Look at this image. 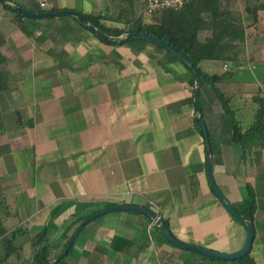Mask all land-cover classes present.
<instances>
[{
    "label": "crops",
    "instance_id": "obj_1",
    "mask_svg": "<svg viewBox=\"0 0 264 264\" xmlns=\"http://www.w3.org/2000/svg\"><path fill=\"white\" fill-rule=\"evenodd\" d=\"M6 2L35 14L92 15L111 31L128 32L140 19L120 7L121 0ZM230 12L228 24L234 30L219 44L210 41L216 34L208 29L209 14L186 28L197 30L198 42L212 46L208 54L217 56L202 60L200 70L222 77L215 87L232 108L233 100L241 101L237 106L245 111L243 118L251 115L248 122H239L245 133L258 109L253 98L259 90L263 97L264 89L252 83L244 88L247 79L240 74L264 61V21L249 24ZM0 53L10 77L9 87L0 92L5 126L0 135V228L6 240L29 237L16 247L22 255L31 247L28 261L36 240H42L39 247H52L50 255L57 248L61 254L80 219L117 206L153 213L183 244L225 255L245 249L247 227L229 213L210 184L206 141L194 117L195 88L177 56L143 41L104 42L74 17L19 16L1 2ZM255 82L262 84L260 78ZM200 91L199 115L209 130L217 187L240 212L249 187L256 196L249 259L224 261L177 248L150 217L113 211L85 227L67 264H264L262 139L252 134L244 145L235 143L234 129L209 85Z\"/></svg>",
    "mask_w": 264,
    "mask_h": 264
},
{
    "label": "trees",
    "instance_id": "obj_2",
    "mask_svg": "<svg viewBox=\"0 0 264 264\" xmlns=\"http://www.w3.org/2000/svg\"><path fill=\"white\" fill-rule=\"evenodd\" d=\"M145 2V1H144ZM217 3L219 5H217ZM222 6V3L220 0H194L193 2L187 4L182 10L179 11H162L159 13H155L153 15H150L154 17L155 21L152 23H145L143 19H139V22L137 23V28L129 29L128 32L126 30H115L111 31L110 28H107L106 26L101 24V19L92 15H84V17L87 19V21L92 24L94 27L99 29L100 31L104 32L107 34L109 37H116L119 38L122 36L124 33H133V34H147L150 35L154 38H156L159 41L165 42L169 44L171 47L176 48L179 50L188 60H190L195 67L200 69L199 64L202 60L205 59H214L216 58L215 56H209L208 51H212V46L205 45L202 43L198 42V31L197 30H189L186 28L187 23L193 22V23H198L204 21L202 18V14L207 12L211 14V24L209 25V28L211 31L214 32V40H210L211 43H217L219 44L220 41L223 38H226L228 33H230V29L232 28V25L230 26L229 23V18L231 16L228 15V9L226 8L224 11L220 12V7ZM7 9H9L8 6L5 5ZM249 15L253 16V24H257L260 22H263L261 18L264 16V3H260L258 6H256L254 9L248 8ZM144 11H145V5H144ZM263 12V14H259ZM20 16V14H19ZM263 19V18H262ZM77 20V19H75ZM78 21V20H77ZM79 22V21H78ZM207 23V22H206ZM82 24V23H81ZM83 25V24H82ZM86 27L85 25H83ZM87 28V27H86ZM90 30L89 28H87ZM234 30V29H233ZM237 31V30H235ZM239 32V31H238ZM189 33V34H188ZM95 34V33H94ZM97 36V35H96ZM98 37V36H97ZM100 40L106 42L102 38L98 37ZM144 42V41H143ZM131 42H125L123 44H127ZM147 43V42H145ZM214 48V46H213ZM169 52V51H168ZM171 53V52H169ZM174 55L173 53H171ZM176 56V55H175ZM178 58V57H177ZM223 58V57H222ZM226 58V57H225ZM179 59V58H178ZM180 62L188 69V71L191 74V87L195 88V76L193 71L187 66L185 62H183L181 59H179ZM223 60V59H221ZM5 59L3 58L2 54L0 53V92L6 90L9 87V82H10V77L7 72V69L5 68ZM202 72V71H201ZM203 74V78L201 79V88L205 85L208 84L209 87L211 88L212 92L216 96V98L219 100L221 103L224 111L226 114L232 118V115L229 113V102L230 99L226 98L224 95L220 93V91L215 87L216 82L222 80V77L218 76H211L209 77L208 75ZM263 90V89H262ZM264 91V90H263ZM201 92V91H200ZM262 91L259 90L257 93V96L253 98L254 102L257 104L258 109L256 111L255 115V120L251 126V128L245 132L242 133L239 124H236L234 122V133H233V140L235 143L239 145H244L247 141V139L252 135L256 134L262 139V144H263V150H264V96H261ZM201 94H200V102H199V111L201 112ZM196 124L200 128V131L202 135L204 136L202 129L200 127L199 121L196 119ZM5 129L4 126V121H3V115L0 107V135L3 134ZM250 196L247 201L243 203V212L238 211L235 209L240 215L244 216L246 220L255 222V213L257 211L258 203L256 200V196L254 192L250 189ZM88 217H84L80 219L77 223L83 222L86 220ZM76 223V224H77ZM74 226V225H73ZM85 229V228H84ZM84 229L81 231V233L84 231ZM6 232L3 231L0 228V239L3 238V235ZM46 229L42 232L43 238L46 237ZM81 233L79 235H81ZM68 242L65 244L66 249ZM42 240H36L33 243V249L35 250V253L32 257V260L36 264H44L47 263L53 259H50V253H49V246H44V247H39L41 245ZM7 248L6 253L4 256L0 257V264L3 262L7 261L11 256L19 252V249L11 246L10 249ZM73 250V248H72ZM72 250L69 252L68 256L72 252ZM64 252V251H63ZM60 256V255H59ZM59 256H57L55 259H57ZM66 256L64 259H62L58 264H64L65 259L68 257ZM249 259V255H247L245 258L240 260V263H245Z\"/></svg>",
    "mask_w": 264,
    "mask_h": 264
},
{
    "label": "water",
    "instance_id": "obj_3",
    "mask_svg": "<svg viewBox=\"0 0 264 264\" xmlns=\"http://www.w3.org/2000/svg\"><path fill=\"white\" fill-rule=\"evenodd\" d=\"M0 2L9 8L15 10L19 14L23 15L26 18L30 19H45V18H54V17H59V16H68V17H74L77 19L80 23L85 25L87 28H89L92 32H94L98 37L102 38L103 40L114 43V44H123L125 42H133V41H144L147 43H151L153 45L158 46L159 48L165 49L174 55H176L179 59H181L183 62L187 64V66L193 71L194 76H195V95H194V117L197 119L200 123V127L202 129V132L205 137L206 141V146H207V169H208V176H209V181L210 184L216 193V195L219 197L223 205L227 208L229 213L234 216L238 221L243 223L247 229H248V238H247V243L245 249L237 254V255H225V254H220L216 253L213 251H209L206 249H202L199 247H194L190 245L183 244L179 242L171 233L169 232L167 225L164 221L161 219L157 218L156 215L153 213H150L146 210L137 208V207H132V206H117V207H111L108 209H105L103 211H100L99 213L93 215L92 217L86 219L83 221L74 231V233L71 236V239L64 250V252L54 261H49L44 264H58L62 259H64L66 256H68L69 252L72 250V248L75 245L76 239L81 233V231L92 221L98 219L99 217L113 211H134L138 213H142L148 217H150L152 220L156 221L157 225L162 229L163 233L165 234L167 240L169 243H171L173 246L183 249V250H188L200 255H203L205 257L209 258H214L218 260H224V261H240L243 258H245L247 255L251 253L254 239H255V227L254 223L251 221L246 220V218L242 215H240L235 208L231 205V203L227 200V198L223 195V193L220 191V189L217 187L213 173H212V156H211V139L209 135V130L207 127V124L203 118V116L199 115V102H200V88H201V79L203 78V74L200 69L194 66V64L188 60L179 50H177L174 47H171L169 44L159 41L156 38L147 35V34H142V33H128L124 35L121 38L117 39H112L110 38L107 34L104 32L100 31L96 27H94L92 24H90L87 19L84 17L82 13L76 12V11H58V12H47V13H30L20 7L12 6L6 2V0H0Z\"/></svg>",
    "mask_w": 264,
    "mask_h": 264
},
{
    "label": "rangeland",
    "instance_id": "obj_4",
    "mask_svg": "<svg viewBox=\"0 0 264 264\" xmlns=\"http://www.w3.org/2000/svg\"><path fill=\"white\" fill-rule=\"evenodd\" d=\"M220 2L222 3V6L220 7V12L224 11L226 8L232 12H238L237 14V20L241 19V16L246 17V21L250 23H253V16L249 15L248 12V8H250L251 10L254 9L256 6H258L260 3H264V0H220ZM120 7L124 8V9H129V11H134V13H138V15H140L141 19H143V21L145 23H152L154 22L155 18L148 15L145 11H144V0H121L120 3ZM230 8H233L232 10ZM172 11V10H170ZM230 12V14L232 13ZM209 14V19H211V14L205 12L204 16H208ZM259 14H263V12L259 13ZM205 17V18H206ZM263 18V19H262ZM261 18V20H264V16ZM207 19V18H206ZM252 64V69L250 71L245 70L246 72H242L240 75L244 76L243 78L247 79V84H244V88H248V86H251L250 84H257L260 86V88L264 89V61H260V62H254L251 63ZM256 77V78H255ZM260 78V80L262 81V84H258L255 81ZM245 80V79H244ZM245 81H243L244 83ZM238 100V104L241 103V101L239 99ZM236 103L235 100L232 101V105L233 108L231 106V104L229 103V113L232 115L233 121L236 122V124H239V122H248L251 118L250 114H247V117L243 118L244 112L242 111V108H238V105ZM245 108V107H244ZM247 108V107H246ZM227 118V122L229 125H231V127H233L234 129V122L232 121V118H230L226 112L224 114ZM228 125V126H229ZM29 240L28 236L25 235H18L17 238L13 236L9 237L8 240L2 238V240L0 241V257L4 256V254L6 253L7 248H9L8 250H11L10 247H17V246H22L23 244H26ZM52 248V247H51ZM50 248V250H51ZM18 249V248H17ZM21 251L19 249V252L14 254L13 256H11L7 261H9V264H32V260L28 261L27 259L30 257V252H31V247L28 246L25 250V254L26 255H22ZM58 252V248L55 250L54 252L50 255V259H53L51 261H54L56 256L61 255V254H57ZM21 260V262L19 261ZM2 264H5V262H3ZM64 264H67V258L64 261Z\"/></svg>",
    "mask_w": 264,
    "mask_h": 264
},
{
    "label": "built area",
    "instance_id": "obj_5",
    "mask_svg": "<svg viewBox=\"0 0 264 264\" xmlns=\"http://www.w3.org/2000/svg\"><path fill=\"white\" fill-rule=\"evenodd\" d=\"M194 0H145V12L153 15L162 11H179ZM44 7L45 4H42Z\"/></svg>",
    "mask_w": 264,
    "mask_h": 264
}]
</instances>
